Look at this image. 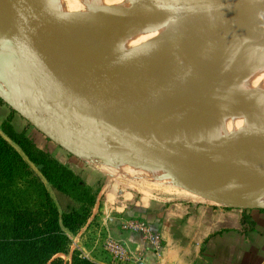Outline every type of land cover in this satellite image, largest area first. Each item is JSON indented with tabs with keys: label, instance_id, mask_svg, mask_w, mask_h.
Wrapping results in <instances>:
<instances>
[{
	"label": "water",
	"instance_id": "1",
	"mask_svg": "<svg viewBox=\"0 0 264 264\" xmlns=\"http://www.w3.org/2000/svg\"><path fill=\"white\" fill-rule=\"evenodd\" d=\"M87 2L0 0V100L106 188L264 211V0Z\"/></svg>",
	"mask_w": 264,
	"mask_h": 264
},
{
	"label": "rangeland",
	"instance_id": "2",
	"mask_svg": "<svg viewBox=\"0 0 264 264\" xmlns=\"http://www.w3.org/2000/svg\"><path fill=\"white\" fill-rule=\"evenodd\" d=\"M8 133H11L16 141L10 139ZM0 139L23 159L30 173V179H36L41 183L56 208L58 228L69 240V246L65 254L55 255L53 259L60 258L63 264H71L75 256L93 264H111L110 255L104 246L108 235V218L124 212L130 204L146 203L151 196L166 199L184 198L179 194V190L147 181H129L121 177L113 179L106 188L104 171L106 168L101 164L80 160L59 147L1 100ZM54 165L60 167V173L54 172L51 168ZM44 172L55 181L56 189L44 177ZM15 188L29 195L33 191L31 187L24 186L22 182L17 183ZM15 193L11 206L20 207V195ZM33 199V196L27 197L26 203L29 208L34 205ZM211 206L214 209L236 210ZM63 210H72L81 214L85 218L84 223L72 232L63 228L60 220ZM163 247L160 241L157 255H160ZM129 253L131 260L127 264H143L139 256L132 258V252Z\"/></svg>",
	"mask_w": 264,
	"mask_h": 264
},
{
	"label": "crops",
	"instance_id": "3",
	"mask_svg": "<svg viewBox=\"0 0 264 264\" xmlns=\"http://www.w3.org/2000/svg\"><path fill=\"white\" fill-rule=\"evenodd\" d=\"M182 200L151 196L144 204H130L107 219V232L143 264H264V211L214 209ZM127 220L156 232L164 245L160 255L141 233L121 229Z\"/></svg>",
	"mask_w": 264,
	"mask_h": 264
},
{
	"label": "trees",
	"instance_id": "4",
	"mask_svg": "<svg viewBox=\"0 0 264 264\" xmlns=\"http://www.w3.org/2000/svg\"><path fill=\"white\" fill-rule=\"evenodd\" d=\"M7 135L14 140L11 133ZM51 168L61 172L58 166ZM44 177L57 188L48 173L44 172ZM19 182L33 189L31 195L15 188ZM15 192L20 195V207L11 206ZM29 196L34 197V208L26 203ZM60 220L63 228L72 232L85 218L75 211L63 210ZM68 246L69 240L58 228V212L43 186L30 179L23 159L0 139V264H63L60 258H53L65 254ZM75 258L71 264H93Z\"/></svg>",
	"mask_w": 264,
	"mask_h": 264
},
{
	"label": "built area",
	"instance_id": "5",
	"mask_svg": "<svg viewBox=\"0 0 264 264\" xmlns=\"http://www.w3.org/2000/svg\"><path fill=\"white\" fill-rule=\"evenodd\" d=\"M121 229L124 232L141 233L146 237L151 250L158 254L160 238L155 235L151 228L146 226L143 222L137 220H127L121 223ZM105 250L109 253L111 264H127L130 262V253L124 242L107 235L104 242Z\"/></svg>",
	"mask_w": 264,
	"mask_h": 264
},
{
	"label": "bare ground",
	"instance_id": "6",
	"mask_svg": "<svg viewBox=\"0 0 264 264\" xmlns=\"http://www.w3.org/2000/svg\"><path fill=\"white\" fill-rule=\"evenodd\" d=\"M84 6L82 5L80 9L81 13L92 15L91 5L88 6V2L85 4V0H83ZM90 3V2H89Z\"/></svg>",
	"mask_w": 264,
	"mask_h": 264
}]
</instances>
